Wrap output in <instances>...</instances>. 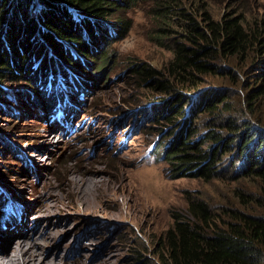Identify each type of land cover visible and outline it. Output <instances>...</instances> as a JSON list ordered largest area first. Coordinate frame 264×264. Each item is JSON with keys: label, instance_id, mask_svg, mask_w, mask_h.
I'll list each match as a JSON object with an SVG mask.
<instances>
[{"label": "rangeland", "instance_id": "rangeland-1", "mask_svg": "<svg viewBox=\"0 0 264 264\" xmlns=\"http://www.w3.org/2000/svg\"><path fill=\"white\" fill-rule=\"evenodd\" d=\"M156 2L125 3L122 12L112 17L130 23L125 35L96 43L99 49L89 50L93 54L89 65L79 67L78 72L70 70L73 75L59 74L56 69L50 82L48 71L45 79L40 78V84L49 83L45 90L38 92L23 76L5 82L0 79L5 88L0 111V232L30 225V240L41 237L47 230L45 211L29 219L27 205L69 203L68 181L73 178L94 176L103 179L108 189L96 197L99 210L82 211L75 206L77 213L67 209L48 216L56 221L67 216L65 224L74 241L68 255L65 245L70 236L57 249L66 234L55 233L53 244L40 249L37 262L44 253L50 258L58 250L68 259L64 264H166L167 231L176 220L201 216V206L206 207V219L218 225L235 219L238 211L264 214V180L242 176L244 162L231 137L226 139L231 144L225 153L209 136L215 131L236 138L246 122H252L255 131L264 130V100L249 99L250 91L262 82L264 47L256 45L246 57L223 51L211 54L208 62L219 71L201 74L205 84L201 87L223 90L215 111L195 108L197 93L187 91L186 84L174 83L167 93L152 82L170 79L168 63L185 22L173 9L170 25L163 24L169 30L163 31ZM175 2V8L183 7L202 26L207 15L215 20L225 15L241 17L249 29L258 28L264 43V0ZM141 65L159 73L144 77L134 70ZM170 97L173 102L180 100L174 115L167 118L163 100ZM188 104L193 113L184 118L179 110L186 111ZM178 137L190 138L203 149L214 147L216 173L205 178L179 172V166L163 152ZM49 192H56L60 199L51 198ZM113 195L118 201L125 197L126 213ZM81 234L79 243L75 240ZM21 236L16 235L19 239L14 247ZM1 244L2 239L0 254L13 252L12 246ZM112 253L116 254L111 260L103 261Z\"/></svg>", "mask_w": 264, "mask_h": 264}, {"label": "trees", "instance_id": "trees-1", "mask_svg": "<svg viewBox=\"0 0 264 264\" xmlns=\"http://www.w3.org/2000/svg\"><path fill=\"white\" fill-rule=\"evenodd\" d=\"M128 1L131 0H0V79L5 82L23 76L39 92L49 86V83L40 84V78L45 79L48 71L50 82L56 69L63 75H73L70 70L78 72L79 67L87 62L89 65V59L93 58L90 49L97 51V44L115 41L129 30L128 21L112 18L122 12ZM160 1L156 2L155 13L161 27L170 25L173 9L185 22L182 37L174 42L168 63L170 79L155 78L152 82L156 89L167 93L174 83L186 84L187 91L197 93L195 108L215 111L223 89L201 87L205 85L201 74L219 71L207 58L218 51L246 57L257 46L263 48L258 28L249 29L243 18L228 15L218 20L207 15L202 26L183 7L175 8V0ZM106 21L111 22L106 25ZM162 29L169 30L165 26ZM134 70L144 77L159 73L142 65ZM259 76L262 82L258 89L250 91V102L264 100V72ZM4 89L0 83V111L4 106L1 101ZM178 100L173 102V97L163 100L162 111L167 118L174 115ZM179 111L184 118L193 113L190 104L186 111L183 107ZM246 124L236 138L215 131L209 136L225 153L231 144L226 139L231 137L244 162L240 165L245 171L242 176L255 175L264 180V130L255 131L252 122ZM168 147L163 151L164 157L179 166V172L205 178L216 173L218 152L214 147L203 149L190 138L183 141L181 137ZM200 208L201 216L176 220L167 231L166 264H264V214L238 211L235 219L218 225L206 219V207Z\"/></svg>", "mask_w": 264, "mask_h": 264}, {"label": "bare ground", "instance_id": "bare-ground-1", "mask_svg": "<svg viewBox=\"0 0 264 264\" xmlns=\"http://www.w3.org/2000/svg\"><path fill=\"white\" fill-rule=\"evenodd\" d=\"M216 67V66H215ZM42 147H39V150H41ZM68 184L70 185L69 189V194L71 193V199L70 202L63 203V205H57L53 203H49V205L43 206V204H40L38 208L36 207H30L27 204V217L30 219L32 216H39L40 213H43L42 211H45L43 214L46 216L45 217V222L47 223V230L45 232H41V237L39 238H33V240H30L28 237V230L30 225L21 226L18 230L15 229H3L0 232V240L2 239V244H6L8 248L10 249L11 246L13 248V252H4L0 254V264H64L67 260L64 258L62 252L54 251L53 256L50 258L43 257L39 258V261L37 262V255L41 254L40 249L47 246V245H52L53 238H55L56 234L59 232L65 231V236L63 237L62 242H57V249L62 246V243L64 242V239L68 238L66 248L68 247V255L72 247L69 248L71 242L73 243L74 240L69 235L70 228L66 226L65 220H67V216H60L58 220L52 218V216L48 217L50 214L58 211H64L67 209L74 210L76 213L79 212L75 206H81L80 208L82 211H87V210H99L101 207L98 202L96 197L98 195H103L108 192L107 187H105V182L102 180H97L94 176H85V177H80L79 179L73 178L68 181ZM83 186V188H82ZM49 196L51 198H57L60 199V197L57 195L56 192H49ZM113 199H115L116 203L119 205V208L126 213L127 211L123 208L125 207L124 201L125 197H123L122 201H118V198L113 195ZM58 201V200H57ZM56 201V202H57ZM55 203V202H54ZM20 205V204H19ZM31 212V213H29ZM34 215V216H33ZM12 217V216H11ZM35 217V218H37ZM44 218V217H43ZM28 219V220H29ZM32 227V226H31ZM3 232V236H2ZM27 234V235H26ZM16 235H22L20 238L21 240L17 242V245L14 247V242H16L17 236ZM60 235V234H59ZM83 237V234H81L75 241H78L79 243L81 242V238ZM55 241V240H54ZM56 244V242H55ZM66 244V243H65ZM73 245V244H72ZM91 246V245H90ZM65 248V247H64ZM86 248V247H84ZM9 249L5 250L8 251ZM55 249V248H54ZM72 254L78 255L79 253L75 252ZM82 254V252H81ZM116 253H112L109 257H105L103 261L107 259H112ZM94 264H99V262H96Z\"/></svg>", "mask_w": 264, "mask_h": 264}]
</instances>
